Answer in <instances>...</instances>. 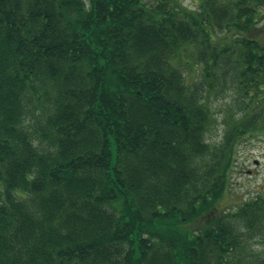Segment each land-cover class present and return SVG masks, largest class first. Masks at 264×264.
<instances>
[{"label": "trees", "instance_id": "trees-1", "mask_svg": "<svg viewBox=\"0 0 264 264\" xmlns=\"http://www.w3.org/2000/svg\"><path fill=\"white\" fill-rule=\"evenodd\" d=\"M263 136L264 0H0V264H264Z\"/></svg>", "mask_w": 264, "mask_h": 264}, {"label": "rangeland", "instance_id": "rangeland-1", "mask_svg": "<svg viewBox=\"0 0 264 264\" xmlns=\"http://www.w3.org/2000/svg\"><path fill=\"white\" fill-rule=\"evenodd\" d=\"M191 7H194V0H184ZM187 79L192 81L196 73L191 66L184 67ZM230 93L226 96L213 98L211 104L218 118L217 123L209 132V140L213 143H220L224 135L222 115L229 105ZM113 159L116 158V149L113 148ZM264 189V136L249 141H242L238 147L235 159V170L232 176L231 194L225 195L221 200V206H233L236 202L255 195L257 191ZM252 251L264 249V242L252 240L250 243Z\"/></svg>", "mask_w": 264, "mask_h": 264}]
</instances>
